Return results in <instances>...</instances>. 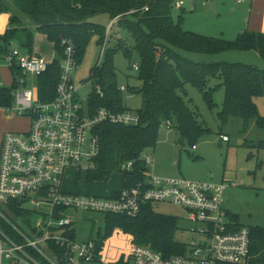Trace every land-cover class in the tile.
Wrapping results in <instances>:
<instances>
[{
	"label": "built area",
	"instance_id": "2783aa9c",
	"mask_svg": "<svg viewBox=\"0 0 264 264\" xmlns=\"http://www.w3.org/2000/svg\"><path fill=\"white\" fill-rule=\"evenodd\" d=\"M70 1L77 9L81 8V0ZM136 1L142 5L116 16L108 29L122 16L147 12L155 3V0ZM199 1L204 5L211 0H173L172 15L194 12ZM13 46L11 43L3 55L10 68L15 67L21 73L12 92L11 112L27 118L28 128L4 133L0 144V264H245L249 260V227L240 225L235 229L229 211L223 207L227 187L223 183L160 178L146 172L143 181L130 187L121 186L108 197L63 190L67 171H73L78 180L81 174L86 179L97 170L100 154L97 129L101 124L137 126L140 117L128 109L113 112L100 108L89 114L76 99L78 86L73 82L78 66L76 47L66 39L60 41L62 58L54 98L41 102L35 83H28V76L34 79L42 76L51 61L41 55L28 56ZM132 68L137 71L138 64L135 62ZM119 90L126 93L125 86H119ZM97 92L100 93L99 89ZM141 159L147 165L151 163L144 154ZM131 166L128 163L123 170ZM157 203L179 207L192 224L188 233L194 239L186 243L184 255L163 258L148 247L135 245L130 235L119 228L105 240L99 241L96 234L81 241L77 239L73 220L66 216L71 211L74 215L81 212L103 218L108 215L136 218L143 205ZM28 204L41 217L34 224L27 223L30 235L10 222L4 213H30L24 209Z\"/></svg>",
	"mask_w": 264,
	"mask_h": 264
},
{
	"label": "trees",
	"instance_id": "16d2710c",
	"mask_svg": "<svg viewBox=\"0 0 264 264\" xmlns=\"http://www.w3.org/2000/svg\"><path fill=\"white\" fill-rule=\"evenodd\" d=\"M172 1L155 0L147 12L122 16L117 24L129 34L133 45L127 48L120 42L106 49L102 62L90 73L93 88L84 104L89 114L100 108L124 112L127 109L124 93L119 90L113 60L122 51L130 66L135 55L138 64L135 80L138 85H126L125 89L127 94L139 95L141 105L136 110L140 117L137 126L104 123L98 127V168L88 174V183L108 179L113 173L121 174L122 187L143 181L148 169L141 155L155 148L163 126L167 129L174 126L181 141L192 148L201 136L209 133L210 130L204 127L191 106V101L184 99L186 85L198 89L212 109L215 87H210V82L220 80L224 95L221 110L216 115L219 124L223 126L228 119L238 118L246 127L250 119L256 118L258 125L264 127V120L254 103L255 98L264 97V70L239 63H197L183 55L216 56L238 51L254 52L264 60V34L243 31L234 41H225L185 31L181 15L177 17V22L174 21ZM81 5L77 9L70 0H0V14L9 15V28L0 37L2 56L11 43L18 45L28 56L32 55L36 34L44 35L53 44L54 58L47 71L34 79L41 102L51 101L55 95L62 58L61 40L73 42L79 64L94 36L100 46L107 40L105 28L89 22L90 17L108 13L112 20L142 4L136 0H81ZM10 71L12 85L0 88V107L10 108L14 103L12 92L21 73L15 67H11ZM128 163H131V168L123 170ZM228 215L235 229L240 227L238 217L230 212ZM116 228L130 235L135 245L148 247L163 258L184 255L187 249L185 243L175 240L178 219L156 213L152 204L143 205L136 218L105 216L103 232L98 233L99 241L107 239ZM249 231L250 258L245 264H264V228L249 227ZM116 235L121 238L119 233Z\"/></svg>",
	"mask_w": 264,
	"mask_h": 264
},
{
	"label": "rangeland",
	"instance_id": "374dc122",
	"mask_svg": "<svg viewBox=\"0 0 264 264\" xmlns=\"http://www.w3.org/2000/svg\"><path fill=\"white\" fill-rule=\"evenodd\" d=\"M249 3L250 0L243 2L212 0L204 8H199L193 13H183L182 28L205 37L234 41L248 23ZM178 16L180 14H174V21L177 22ZM1 20H6L2 13ZM88 21L105 28L107 42L100 46L97 44V37L94 36L73 73V82L78 86L76 99L82 104H85L92 91L93 85L89 77L91 71L103 60L102 50L115 47L120 42L127 48L133 45L129 34L119 27L117 21L108 29L112 22L108 13L95 14ZM37 50L44 54L42 57L48 62L54 58L53 45L44 35L34 37L32 52ZM183 55L197 63H239L264 70V60L253 58V52L229 51L216 56ZM1 58L3 56L0 54V86L9 87L12 81L10 64ZM136 59L134 55L129 66L122 51L114 56L113 64L120 86L138 85L135 80L137 72L132 68ZM32 79L28 76V81H33ZM220 84L221 81L218 79L210 82V87H215L212 93L214 104L212 109L208 107L198 89L190 85L185 86V101H191L199 120L210 132L201 136L193 149L185 141H181L174 126L168 129L165 126L161 127L155 148L144 152L145 159L151 160L150 164H146L147 169L150 174L160 178H183L200 183L225 184L227 187L223 194V207L236 215L242 226L264 228V127L258 125L256 118L250 119L246 127L238 118H230L226 125L221 126L216 118L221 110L224 95ZM254 103L259 116L264 120V97L255 98ZM124 105L130 111L138 110L141 105L140 96L124 93ZM27 126L28 119L22 116H16L10 121L0 119V134L25 131ZM220 134L226 137L224 141ZM76 178L73 171H67L63 176V190L78 195L108 197L112 192L119 190L122 184L119 173H113L107 180L91 183L86 181L83 174L80 175V179ZM24 209L30 213L22 215H14L8 211L4 213L10 222L30 235L27 223L34 224L41 220V217L34 213L29 204L24 205ZM153 209L158 214L178 219V231L175 235L177 242L186 244L194 239V236L188 233L192 224L186 220L185 213L179 207L169 203H157L153 205ZM66 216L73 220L78 240H87L95 237L98 231L103 232L104 218L99 214L77 212L74 215L68 211Z\"/></svg>",
	"mask_w": 264,
	"mask_h": 264
},
{
	"label": "crops",
	"instance_id": "0c3cea01",
	"mask_svg": "<svg viewBox=\"0 0 264 264\" xmlns=\"http://www.w3.org/2000/svg\"><path fill=\"white\" fill-rule=\"evenodd\" d=\"M238 1L240 2V0H238ZM211 2H212V0H211ZM241 2H243V0ZM208 3L201 5L200 1L197 2V4H196L197 7H196L195 11H197L199 8H204ZM2 14H4V13H2ZM4 15H5L6 20L0 21V37H2L5 34L6 30L9 28V15L8 14H4ZM247 22H248L247 25L245 27H243V29H241V33L245 30V31H249V32H257V33L264 34V0H250ZM36 35H39V34H36ZM33 54L44 56V54H42L38 50L34 51ZM252 57L253 58L254 57L259 58V56L256 53H254V56H252ZM1 59L4 60L3 58H1ZM9 70H10V68H9ZM10 74H11V77H13L11 71H10ZM12 80H13V78H12ZM32 80L33 81H28V82L33 83L34 78ZM11 85H12V81H11ZM11 85L9 87H11ZM0 88H2V87L0 86ZM12 106L10 108L0 107V119L2 121H4V120L10 121L12 118L17 116L13 112H11ZM4 133H6V132H2L0 134V144H1V140H2ZM148 173H149V171H148ZM121 179H122V177H121ZM115 231L120 232V230H115ZM99 232H101V231H98V233ZM129 237L132 238L131 236H129Z\"/></svg>",
	"mask_w": 264,
	"mask_h": 264
},
{
	"label": "water",
	"instance_id": "95a60500",
	"mask_svg": "<svg viewBox=\"0 0 264 264\" xmlns=\"http://www.w3.org/2000/svg\"><path fill=\"white\" fill-rule=\"evenodd\" d=\"M105 180H107V179H105Z\"/></svg>",
	"mask_w": 264,
	"mask_h": 264
}]
</instances>
